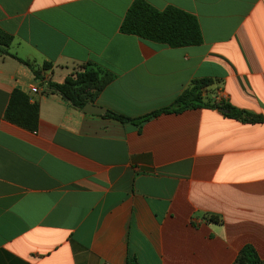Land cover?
<instances>
[{
	"label": "crops",
	"instance_id": "1",
	"mask_svg": "<svg viewBox=\"0 0 264 264\" xmlns=\"http://www.w3.org/2000/svg\"><path fill=\"white\" fill-rule=\"evenodd\" d=\"M131 0H0V264H233L264 260V0H145L197 19L201 42L169 47L118 31ZM43 61L50 62L41 69ZM91 62L111 79L91 103L136 118L192 78L261 116L186 107L140 124L82 111L47 80ZM38 104L36 129L3 118L10 91Z\"/></svg>",
	"mask_w": 264,
	"mask_h": 264
},
{
	"label": "trees",
	"instance_id": "2",
	"mask_svg": "<svg viewBox=\"0 0 264 264\" xmlns=\"http://www.w3.org/2000/svg\"><path fill=\"white\" fill-rule=\"evenodd\" d=\"M118 31L132 34L142 40L162 43L169 47L196 45L201 42L200 28L194 15L173 5L158 9L145 0H131L118 25ZM12 36L0 28V54L13 57L28 66L33 76L39 77V70L28 61L8 51ZM51 63L43 61L41 69L46 70ZM111 79V75L102 73L91 62L82 64V69L66 75L61 82L47 80L45 87L57 93L71 105L81 109L86 102H92L95 94ZM210 77L192 78L188 85L167 106L153 110L142 116L130 118L106 110L103 115L120 122L142 123L149 117L169 110L178 111L186 107L206 106L216 108L226 117L246 122H259L261 116L244 109H238L222 100H203L201 93L213 83ZM3 118L26 130L36 129L38 104L30 102L28 96L18 88H13L3 110ZM123 264H137L134 256H126ZM233 264H264L249 244H244L238 251Z\"/></svg>",
	"mask_w": 264,
	"mask_h": 264
},
{
	"label": "water",
	"instance_id": "3",
	"mask_svg": "<svg viewBox=\"0 0 264 264\" xmlns=\"http://www.w3.org/2000/svg\"><path fill=\"white\" fill-rule=\"evenodd\" d=\"M82 111L86 113L97 114V113L104 112V108H102L101 106L95 105L91 102H86L82 107Z\"/></svg>",
	"mask_w": 264,
	"mask_h": 264
}]
</instances>
